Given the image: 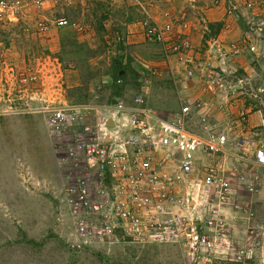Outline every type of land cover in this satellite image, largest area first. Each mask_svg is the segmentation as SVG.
I'll return each instance as SVG.
<instances>
[{
  "label": "built area",
  "instance_id": "obj_1",
  "mask_svg": "<svg viewBox=\"0 0 264 264\" xmlns=\"http://www.w3.org/2000/svg\"><path fill=\"white\" fill-rule=\"evenodd\" d=\"M128 1L141 14L138 25L144 38L159 47L166 65H176L183 78L197 80L201 93L217 95L219 101L181 99L180 108L169 114L155 110L139 94L130 103L117 100L103 108L54 103L45 94H63L65 68L58 57L43 54L20 70L1 55L0 91L12 104L5 112H39L54 136L74 130L76 143L60 159V168L70 172L65 198L75 234L85 244L177 245L185 264H264V220H258L253 208L264 191V141L247 135L248 112H239L237 119L229 111L231 99L247 88L254 99L264 96V84L256 88L246 79L233 81V73L209 63L195 67L197 50L186 10L201 12L203 0H183L179 11L169 8L175 0H166L168 10H161V20L154 13L157 0ZM59 2L69 8L76 3L0 0V26L17 24L26 14L45 12ZM245 7L253 10L254 3ZM201 21L209 30L203 17ZM32 26L37 34L54 28L87 31L65 17L40 18ZM207 39L204 50L219 61L235 59L246 48L256 51L249 38L225 42L209 31ZM13 92L16 100L10 98ZM21 100L26 103L20 106ZM27 100H38L39 106L33 108ZM214 108L226 114L232 128L212 123ZM101 110L105 116L93 126L92 112Z\"/></svg>",
  "mask_w": 264,
  "mask_h": 264
},
{
  "label": "rangeland",
  "instance_id": "obj_2",
  "mask_svg": "<svg viewBox=\"0 0 264 264\" xmlns=\"http://www.w3.org/2000/svg\"><path fill=\"white\" fill-rule=\"evenodd\" d=\"M75 2L73 8L59 2V9L64 12L60 11L56 18L65 17L85 26L87 31L81 34L82 37L76 40L72 33L63 32L58 37L59 41L49 44L52 30L37 34L29 19H24L8 27L0 26V56L20 70L34 64L43 54L58 57L65 70L69 71V85L62 90V96L60 92H46L45 99L54 103L63 99L69 105L103 108L117 100L130 103L131 98L139 94L155 110L166 114L176 112L182 104L179 93L189 86L196 87L197 80L187 81L183 77L176 80L172 74L150 67L149 61H158L161 54L158 46L150 45L144 38L143 29L138 25L142 18L137 8L127 0ZM213 3L215 6L220 4L219 0ZM201 9L203 12L202 6ZM165 10L168 6L162 9ZM253 10L242 6L229 12L227 7L226 14L234 17L236 25L227 30L238 28L241 34L234 42L241 43L249 38L248 42H254L258 51L260 43L257 39L264 40V0L258 4L255 2ZM186 11L189 16L198 12ZM46 12L37 15L45 17ZM201 16L197 13L196 22L205 26L201 21L204 15ZM191 22L193 28L196 22L192 18ZM259 28L263 29L261 33ZM209 31L212 34L210 28ZM134 35L137 38H130ZM119 64L125 68L124 79L116 78V66ZM150 69L158 70V74H151ZM232 77L233 81L246 79L245 74ZM12 95L10 98L16 100L18 94L13 92ZM7 97L1 89L0 264H185L183 252L177 245L85 244L78 238L64 192L68 182L66 176L70 172L60 168V159L76 143L74 130L70 127L61 136H54L45 116L39 112L8 114L5 110L12 104L7 102ZM234 98L239 102L229 111L237 119L241 111L248 112L249 118H256L254 127L250 126L249 137L257 142L264 141V96L254 99L250 88H247L246 92L242 95L237 93ZM39 102L27 100L33 108L39 106ZM24 103L26 100L17 104L21 106ZM212 111L215 112L214 109ZM84 114L87 115L86 112ZM104 116L103 110L93 111L89 123L94 126ZM215 125L224 129L226 123ZM194 126L192 123L196 129ZM253 208L258 220H264V191L255 197Z\"/></svg>",
  "mask_w": 264,
  "mask_h": 264
},
{
  "label": "crops",
  "instance_id": "obj_3",
  "mask_svg": "<svg viewBox=\"0 0 264 264\" xmlns=\"http://www.w3.org/2000/svg\"><path fill=\"white\" fill-rule=\"evenodd\" d=\"M128 1V0H127ZM214 0H203L201 3V6L203 7L204 11L202 12L201 6V12H193L190 14V17L196 22L197 18V13L201 14L206 21V25L209 28V26L213 25V28L216 27V36L221 37V39L225 42H234V39L236 37H239L241 33H239L238 28H234L233 30H226L230 28L231 26L235 25V20L233 16H228L226 14V9L228 7L229 12L231 9L233 10H238L241 9L242 6L245 7V3L248 1L251 2H256L258 4V1L261 0H219L220 4L218 6H215L216 4L213 3ZM129 2V1H128ZM166 0H157V10L155 11V16L158 20H161V10L167 6L166 5ZM76 5V4H75ZM214 5V6H213ZM230 5V6H229ZM261 5V4H260ZM262 6V5H261ZM51 8V9H50ZM49 9H47L45 12L48 13L46 14L45 17L39 16L36 13H29L26 14L23 17L24 19H29V23L32 24L33 21L40 19L41 17L43 19H53L56 18V15L60 13V11H63L59 9V5L55 4L52 5ZM73 8V7H71ZM68 9V8H67ZM170 9L172 11H179L183 9V0H175L172 5L170 6ZM260 10V8L258 9ZM253 11H256L253 10ZM64 12V11H63ZM230 15V14H229ZM50 17V18H48ZM72 19V18H71ZM232 23V25L230 24ZM136 27L135 25H133ZM227 27V28H226ZM236 27V25H235ZM141 29V28H140ZM59 31L53 30L50 32V37H52L51 41H48L49 44L52 42L55 44L56 41L58 40V37L60 35L62 36L63 32H69L74 35V39H78V37H82L81 34H75L77 32L70 30V29H58ZM142 30V29H141ZM61 34H60V33ZM131 33V32H130ZM208 35H209V30H205V26L200 25L199 23H194V26L191 31V39L192 42L197 50L195 54V67L198 69H201L202 67H205L207 63L219 67L221 69H226L228 72H231L234 74H245L246 75V80L252 87H259L264 84V52L262 51L264 49V40L262 39H257L259 46L258 51L255 52H250L247 48L244 50L242 55L235 59H230L228 58L227 60L225 59L224 61H219V59H213L214 57H210V55L204 50L206 41L208 40ZM130 38H137V36H130ZM153 46L154 44H151ZM252 46L256 45L254 42L251 44ZM52 47H55V45ZM50 48V47H49ZM158 52H159V47ZM56 49V48H54ZM160 53V52H159ZM150 67H155L160 69V71H165L173 75L174 79L178 80L180 77H182V72L179 70V68L174 65V67L169 68L166 63L162 60V57H158V61L156 59H151L150 61ZM68 70H65V76H64V86L65 90L68 88ZM197 86H189L187 90H184L183 93H179V96L182 100H205L206 102H209L211 104H215L217 101H219V96L217 95H210V94H205L201 93L199 89V83L198 81L196 82ZM233 101V105L239 102L235 98L231 99ZM60 101H64L63 99H60ZM66 103V102H65ZM215 112L212 111V114L216 117L215 120L213 121V124H225L223 127L227 128H232V122L227 118L226 114H221V112L217 111L214 108ZM216 112H219L216 115ZM250 124L248 125V128L251 129L254 127V122L256 118L250 117ZM251 126V128H250ZM252 130V129H251ZM251 130L248 131L247 135L251 134Z\"/></svg>",
  "mask_w": 264,
  "mask_h": 264
},
{
  "label": "trees",
  "instance_id": "obj_4",
  "mask_svg": "<svg viewBox=\"0 0 264 264\" xmlns=\"http://www.w3.org/2000/svg\"><path fill=\"white\" fill-rule=\"evenodd\" d=\"M209 27L212 30V34L216 35L217 33H216V30H214L213 25L212 26L210 25ZM116 67H117V73H116L117 77L116 78L124 79L126 75L125 70H124L125 68L121 64L117 65Z\"/></svg>",
  "mask_w": 264,
  "mask_h": 264
},
{
  "label": "water",
  "instance_id": "obj_5",
  "mask_svg": "<svg viewBox=\"0 0 264 264\" xmlns=\"http://www.w3.org/2000/svg\"><path fill=\"white\" fill-rule=\"evenodd\" d=\"M108 126L109 127L113 126V122L111 120L109 121Z\"/></svg>",
  "mask_w": 264,
  "mask_h": 264
},
{
  "label": "clouds",
  "instance_id": "obj_6",
  "mask_svg": "<svg viewBox=\"0 0 264 264\" xmlns=\"http://www.w3.org/2000/svg\"><path fill=\"white\" fill-rule=\"evenodd\" d=\"M210 28V27H209Z\"/></svg>",
  "mask_w": 264,
  "mask_h": 264
}]
</instances>
